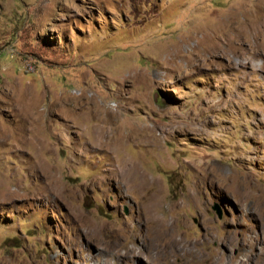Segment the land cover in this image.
Listing matches in <instances>:
<instances>
[{"label":"rangeland","instance_id":"rangeland-1","mask_svg":"<svg viewBox=\"0 0 264 264\" xmlns=\"http://www.w3.org/2000/svg\"><path fill=\"white\" fill-rule=\"evenodd\" d=\"M260 199L264 0H0V264H264Z\"/></svg>","mask_w":264,"mask_h":264},{"label":"bare ground","instance_id":"bare-ground-1","mask_svg":"<svg viewBox=\"0 0 264 264\" xmlns=\"http://www.w3.org/2000/svg\"><path fill=\"white\" fill-rule=\"evenodd\" d=\"M127 168L122 171V174L131 181H138L141 180L142 175L140 174V171L137 169L136 165L134 163H130ZM127 164V163H126ZM125 168V167H124ZM236 179V178H235ZM237 181V180H236ZM240 181V180H239ZM246 181V180H245ZM241 183V182H240ZM237 185V184H235ZM138 187V186H137ZM238 187H242L241 184H238ZM237 187V188H238ZM236 189V188H235ZM234 190V189H233ZM240 191V192H239ZM238 196L241 198L242 196L245 197H252V195H246L245 192H241V188L238 190ZM193 195V194H192ZM194 196V195H193ZM259 201V200H258ZM258 204V203H257ZM161 203L157 199L156 196H154L153 201L147 205L148 210V220L151 223V234L153 236L154 241H164L168 240L167 246H170L171 248H183V245H185V249H183V254L187 258L188 261H192L194 258H198L199 260H202L203 257L199 254L198 251L195 249H189L187 248L189 242H185L178 234L177 230L171 223H165L161 216L157 213V207L160 206ZM259 206L264 207V200L260 199ZM257 205V207H259ZM256 207V208H257ZM264 215V214H263ZM264 218V217H263ZM232 241V240H231ZM191 244L194 246V244L191 242ZM168 248V247H167ZM196 258V259H197ZM217 261L210 262L211 264H216ZM218 263V262H217Z\"/></svg>","mask_w":264,"mask_h":264}]
</instances>
